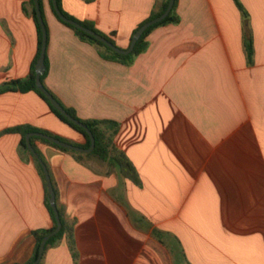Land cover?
Segmentation results:
<instances>
[{
  "label": "crops",
  "instance_id": "1",
  "mask_svg": "<svg viewBox=\"0 0 264 264\" xmlns=\"http://www.w3.org/2000/svg\"><path fill=\"white\" fill-rule=\"evenodd\" d=\"M27 1L0 0V86L27 78L38 52ZM163 1L62 4L128 49ZM240 1L253 62L234 0H179L180 23L154 29L127 66L102 58L43 0L46 86L81 119L120 124L115 145L141 186L105 161L36 141L77 253L64 237L42 264H264V0ZM23 125L87 144L36 92L0 93V264L28 262L32 232L54 225L36 158L5 133Z\"/></svg>",
  "mask_w": 264,
  "mask_h": 264
},
{
  "label": "trees",
  "instance_id": "2",
  "mask_svg": "<svg viewBox=\"0 0 264 264\" xmlns=\"http://www.w3.org/2000/svg\"><path fill=\"white\" fill-rule=\"evenodd\" d=\"M169 1L170 0H164L162 4L156 6L155 10L152 12V14L144 21L142 22L138 28H136L134 30V32L132 33L131 36V41L135 35V33L138 31V29L140 27H142L145 23L163 15L168 6H169ZM236 5L238 6V8L240 9V11L243 14L245 23H246V33H245V45H246V50H247V54H248V58L250 60V62H253V57H254V39H253V33H252V29L250 28L249 22H250V15L249 12L247 11V9L245 8V6L243 5V3L240 0H234ZM58 2V6L60 8V11L62 12V14L64 16H66L67 18L74 20L78 23H80L81 25H83L84 27L102 35L104 38H106L108 41H110L111 43H113L114 45H116L113 36L115 35V33H111L109 35L104 34L102 32H100L99 30L96 29L95 25L90 22V21H81L75 17H73L72 15H70L69 13H67L64 8H63V4H62V0H57ZM178 2L179 0H176L175 5L171 11V13L160 23H157L153 26H151L149 29H147L144 34L142 35V37L139 39V41L137 42L134 50L132 53L124 55V54H120L116 51H114L113 49H111L110 47H108L106 44H104L103 42H101L100 40L96 39L95 37L91 36L90 34L86 33L84 30L77 28L75 26H73L72 24L66 23L64 22L56 13L55 9H54V4H53V0H50V4L52 6V9L56 15V17L58 18V20L63 23L64 25H66L67 27H69L70 29H72L75 34L82 39L83 41L95 46L98 49V52L100 53V55L102 56V58L109 60V61H115V62H119L122 63L124 65L127 66H131L136 58L141 55L142 53H144L148 47H149V42H148V37L151 34V32L160 27V26H164V25H168V24H178L180 23L181 19L180 16L177 12V8H178ZM27 5L30 6L31 8V15L34 19V22L36 24L37 27V31H38V52L37 55L34 59V62L32 64L31 67V72L30 75L22 80H16V81H11L9 83H5L2 86H0V93H4L7 91H19L22 93H27L30 91H34L36 92L44 101H46V103L49 105V107L51 108L52 112L60 119L62 120L64 123L70 125L72 128H74L75 130L79 131L80 133L84 134V136L87 139V144L84 146H78L70 141H67L65 139H62L58 136H55L54 134L45 131V130H41L38 128H35L33 126L30 125H23V126H18L15 128H11L5 131V133H16L21 135V149L27 151L28 153H31L28 146H27V135L29 133H44L50 136H53L55 138H58L62 141L71 143L75 146L78 147H82L85 149H89L91 147V138L89 136V134L87 133V131L82 128L81 126L73 123L72 121L69 120V118H67L64 114H62L60 111H58L53 105L52 103L49 101V99L43 94V92H41L38 87H37V83H36V66L37 63L40 59L41 56V52H42V46H43V31H42V27L40 24V21L38 19L37 16V12H36V6H35V0H28L27 1ZM40 5H41V10H42V15L44 18V21L46 23V27H47V32H48V25L46 22V17H45V13H44V7H43V0H40ZM26 10L29 12V10L26 7ZM49 34V33H48ZM45 64H46V72L45 74L42 76V82L44 84V86L46 87V89L54 96V98L65 108V110L76 120H78L79 122L85 124L89 130L92 132L93 136L95 137L96 140V145H95V149L92 153L90 154H83V153H78L66 148H63L57 144H54L52 142H50L49 140H46L44 138L41 137H36L33 136L31 137V144L32 146L35 148L36 152L39 154L40 158L45 162L42 154L40 153V151L38 150L37 146H36V141H40L44 144H47L49 146L55 147L57 149H60L62 151L65 152H70L72 154H74L76 156V158L78 160H82L85 156L86 157H95L98 158L102 161L107 162L109 165L115 167L118 169L120 175L125 178L128 179L130 181H132L134 184H136L137 186H141V181L139 179L138 173L133 165V163L130 161V159L122 152L120 151L116 145H115V137L119 132L120 129V124L116 121H112V120H83L81 119L76 110L70 107H67L45 84V79L48 75V71H49V59H48V54L46 52V58H45ZM36 165L42 175V177L44 178V181L46 183V178H45V174L43 171V168L40 164V162L35 159ZM46 163V162H45ZM46 204L47 207L51 213L54 225L52 228L50 229H42V230H34L32 232L33 236L36 239V244H35V248L32 254V257L30 258V260L28 262H26L25 264H32L33 262H35V260L38 258V254H39V250H40V246L42 244L43 239L45 238V236H47L50 232H52L53 230H55L58 226L57 224V220L55 217V213L54 210L51 206L50 203V195L48 193V187H47V183H46ZM56 191V190H55ZM60 212V216L63 222V227L61 229V231L59 233H57L56 235H54L53 237H51L46 246H45V253H44V257L47 253V251L53 247L56 246L64 237H67L69 240V245H70V249L73 255L74 260H77V253L75 251V242H74V232H73V227L69 226L68 224H66V222L64 221L63 218V213L62 211L59 209ZM43 257V259H44ZM42 259V261H43ZM42 261L40 264H42Z\"/></svg>",
  "mask_w": 264,
  "mask_h": 264
},
{
  "label": "water",
  "instance_id": "3",
  "mask_svg": "<svg viewBox=\"0 0 264 264\" xmlns=\"http://www.w3.org/2000/svg\"><path fill=\"white\" fill-rule=\"evenodd\" d=\"M176 0H170L169 1V6L166 10V12L145 23L142 27H140L138 29V31L135 33L131 44L129 46L128 49H121L120 47H118L117 45H114L113 43H111L110 41H108L106 38H104L102 35L84 27L83 25H81L80 23L71 20L69 18H67L66 16H64L62 14V12L60 11V8L58 6V2L57 0H53V4H54V9L56 11V13L58 14V16L66 23L72 24L73 26L80 28L82 30H84L86 33L90 34L91 36L95 37L96 39L100 40L101 42H103L104 44H106L108 47H110L111 49H113L114 51L120 53V54H130L133 52L137 42L139 41V39L142 37V35L144 34V32L149 29L151 26L160 23L161 21H163L172 11L174 5H175ZM35 6H36V12H37V16L38 19L40 21L41 27H42V31H43V46H42V52H41V56L40 59L37 63L36 66V83H37V87L38 89L43 92V94L49 99V101L52 103V105L58 110L60 111L62 114H64L67 118H69L70 121H72L73 123L81 126L82 128H84L87 133L89 134L90 138H91V147L89 149H85L82 147H78L75 146L71 143L62 141L58 138H55L53 136L44 134V133H29L27 135V146L29 148V150L32 152L33 156L40 162L44 174H45V178H46V183H47V187H48V193L50 195V203L51 206L54 210L55 213V217L57 220V228L55 230H53L52 232H50L47 236H45V238L42 241V244L40 246V250H39V254H38V258L35 260V262H33L32 264H40L43 257H44V253H45V246L48 242V240L53 237L54 235H56L57 233H59L63 227V222L60 216V212H59V208L57 205V196H56V191L54 188V184L52 182L49 170L47 168L46 163L40 158L39 154L36 152L35 148L32 146L31 144V137L36 136V137H41L44 138L46 140H49L50 142L57 144L63 148L78 152V153H83V154H90L94 151L95 149V145H96V140L95 137L93 136L92 132L89 130V128L79 122L78 120H76L75 118H73L66 110L65 108L54 98V96L46 89V87L44 86L43 82H42V76L45 74L46 72V64H45V58H46V52H47V45H48V32H47V27H46V23L44 21L43 15H42V10H41V5H40V0H35Z\"/></svg>",
  "mask_w": 264,
  "mask_h": 264
}]
</instances>
